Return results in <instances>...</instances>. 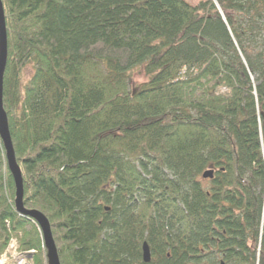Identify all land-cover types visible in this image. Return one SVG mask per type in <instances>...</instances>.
Here are the masks:
<instances>
[{"label":"trees","instance_id":"1","mask_svg":"<svg viewBox=\"0 0 264 264\" xmlns=\"http://www.w3.org/2000/svg\"><path fill=\"white\" fill-rule=\"evenodd\" d=\"M215 1L2 0L24 204L61 264H264V0ZM15 192L0 142V256L22 232L45 264Z\"/></svg>","mask_w":264,"mask_h":264},{"label":"water","instance_id":"2","mask_svg":"<svg viewBox=\"0 0 264 264\" xmlns=\"http://www.w3.org/2000/svg\"><path fill=\"white\" fill-rule=\"evenodd\" d=\"M8 58V36L6 27L5 10L2 0H0V137L6 148V158L8 159L9 169L11 170L15 183V207L16 211L21 215H27L35 218L39 223L42 234L45 238V245L47 248L48 264H60L58 252L53 241V235L49 221L39 211H28L24 208V189L23 177L21 169L17 164L16 154L9 130V123L7 113L4 109L3 90H4V74ZM214 175L213 170H208L204 173L203 178L211 179ZM151 252L147 243L143 245V259L146 263L151 261Z\"/></svg>","mask_w":264,"mask_h":264},{"label":"bare ground","instance_id":"3","mask_svg":"<svg viewBox=\"0 0 264 264\" xmlns=\"http://www.w3.org/2000/svg\"><path fill=\"white\" fill-rule=\"evenodd\" d=\"M216 4V7H217V9L218 10H220L221 8V6H220V4L219 3H217V1H215V0H213ZM7 26V25H6ZM7 36H8V30H7ZM240 55H242V53L240 52ZM8 117V116H7ZM9 122V121H8ZM9 130H10V128H9ZM10 135H11V132H10ZM12 138V137H11ZM0 142H1V144H2V148H3V150H4V153H5V158H6V148H5V145H4V143H3V140H2V138L0 137ZM13 142V141H12ZM14 146V145H13ZM15 150V149H14ZM16 154V153H15ZM16 160H17V156H16ZM17 164L19 165V163H18V160H17ZM6 166L8 167V170H9V172H10V175H11V178H12V180H13V182H14V186H15V189H16V183H15V179H14V176H13V174H12V172H11V170L9 169V165H8V159L6 158ZM19 167H20V165H19ZM20 169H21V167H20ZM21 173H22V177H23V172H22V169H21ZM205 173V172H204ZM204 175V174H203ZM23 189H24V178H23ZM25 191V190H24ZM25 205V204H24ZM14 208H15V210H16V207H15V200H14ZM24 208L25 209H27L28 211H39L40 213H42L43 214V216L49 221V224H50V226H51V228H52V224H51V222H50V220H49V218L42 212V211H40V210H38V209H33V208H28L26 205L24 206ZM20 214V213H19ZM23 216H25V217H27L29 220H30V222L32 223V224H34L35 226H36V228H37V230L39 231V233H40V240H41V242L42 243H44L43 245L45 246V251H46V261H45V264H48V257H47V248H46V245H45V238H44V235L43 234H41V233H43L42 232V230H41V227H40V225H39V223L37 222V220H35V218H33V217H30V216H27V215H23ZM247 231H248V234H249V232H250V230H249V227H247ZM260 232H261V235H263V233H264V230L263 229H260ZM52 235H53V233H52ZM53 237V241H54V243H55V246H56V249H57V252H58V257H59V249H58V246H57V243H56V240H55V237H54V235L52 236ZM263 239L262 238H260V240H259V243H258V246H256L255 248H254V251H255V253L257 254V259H260V256H261V254L264 252V249H263V241H262ZM19 241V238H17V241L15 242L16 243V246L17 247H20L21 245H20V243L18 242ZM146 243V242H145ZM144 245V244H143ZM149 246V245H148ZM16 252H24V251H22V250H20V249H16ZM150 252H151V250H150ZM142 256H143V246H142ZM151 256H152V254H151ZM143 258V257H142ZM59 260H60V257H59ZM151 260H152V258H151ZM0 263H7V264H13V261L9 258V257H7L4 253L0 256ZM146 263V262H145ZM224 263V262H223ZM222 263V264H223ZM27 264H30V263H27ZM61 264V263H60Z\"/></svg>","mask_w":264,"mask_h":264},{"label":"rangeland","instance_id":"4","mask_svg":"<svg viewBox=\"0 0 264 264\" xmlns=\"http://www.w3.org/2000/svg\"><path fill=\"white\" fill-rule=\"evenodd\" d=\"M191 2H192V0H191ZM4 5V4H3ZM5 10V9H4ZM221 13H222V11H220ZM223 14V13H222ZM7 27V26H6ZM6 70V69H5ZM32 74H33V65L32 64H28L25 68H24V70H23V72H22V84H23V86H25L26 85V83H27V81L31 78V76H32ZM5 75V74H4ZM130 75L132 76V78H133V81H134V88H137V87H139V85H141V84H143L144 82H146V81H148V77H147V75H146V73H145V67L144 66H140V67H136V68H134L133 70H131L130 71ZM4 91V90H3ZM4 93V92H3ZM3 97H4V94H3ZM51 231H52V228H51ZM52 233H53V231H52ZM20 234V236L19 237H17V238H19V243H20V238H21V236H23V233L21 232V233H19ZM42 234V233H41ZM16 238V239H17ZM21 244V243H20ZM44 243H42L41 242V248L39 249V250H43V251H45V246L43 245ZM21 249H23L22 247H21ZM31 250H34V252H35V254L37 253V250H35V249H31ZM143 257V256H142ZM143 261H144V259H143ZM145 262V261H144Z\"/></svg>","mask_w":264,"mask_h":264},{"label":"built area","instance_id":"5","mask_svg":"<svg viewBox=\"0 0 264 264\" xmlns=\"http://www.w3.org/2000/svg\"><path fill=\"white\" fill-rule=\"evenodd\" d=\"M16 240H12L10 243L5 255L9 257L13 264H33V256L34 250H28L24 252H16V249L19 247L16 246ZM0 264H7V263H0Z\"/></svg>","mask_w":264,"mask_h":264}]
</instances>
